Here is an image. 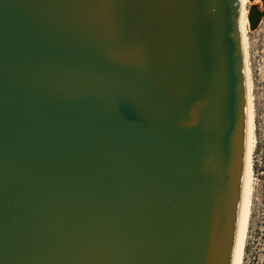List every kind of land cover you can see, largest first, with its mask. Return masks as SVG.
Masks as SVG:
<instances>
[{"label":"water","instance_id":"water-1","mask_svg":"<svg viewBox=\"0 0 264 264\" xmlns=\"http://www.w3.org/2000/svg\"><path fill=\"white\" fill-rule=\"evenodd\" d=\"M238 17V0H0V264L231 263Z\"/></svg>","mask_w":264,"mask_h":264},{"label":"rangeland","instance_id":"rangeland-1","mask_svg":"<svg viewBox=\"0 0 264 264\" xmlns=\"http://www.w3.org/2000/svg\"><path fill=\"white\" fill-rule=\"evenodd\" d=\"M262 13L255 29L247 24L246 51L254 109V148L251 154V200L242 264H264V0H248ZM253 184V185H252Z\"/></svg>","mask_w":264,"mask_h":264},{"label":"bare ground","instance_id":"bare-ground-1","mask_svg":"<svg viewBox=\"0 0 264 264\" xmlns=\"http://www.w3.org/2000/svg\"><path fill=\"white\" fill-rule=\"evenodd\" d=\"M248 0H238L239 4V17H238V30L240 35L243 63H244V77L246 88V136H245V162L242 177V186L240 193L238 222L236 227V236L234 247L231 256L230 264H242L244 257V249L246 244L247 225L250 215V200H251V154L254 148V109L251 95V81L249 77V67L247 62L246 51V30H247V9L246 4ZM253 185V184H252Z\"/></svg>","mask_w":264,"mask_h":264},{"label":"trees","instance_id":"trees-1","mask_svg":"<svg viewBox=\"0 0 264 264\" xmlns=\"http://www.w3.org/2000/svg\"><path fill=\"white\" fill-rule=\"evenodd\" d=\"M262 17V13H260L255 6H250L247 11V22H248V27L253 30L255 29L258 21Z\"/></svg>","mask_w":264,"mask_h":264}]
</instances>
